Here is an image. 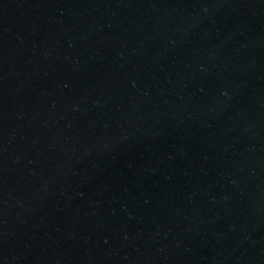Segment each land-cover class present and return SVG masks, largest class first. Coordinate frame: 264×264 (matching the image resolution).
I'll return each mask as SVG.
<instances>
[{
	"label": "water",
	"instance_id": "obj_1",
	"mask_svg": "<svg viewBox=\"0 0 264 264\" xmlns=\"http://www.w3.org/2000/svg\"><path fill=\"white\" fill-rule=\"evenodd\" d=\"M0 264H264V0H0Z\"/></svg>",
	"mask_w": 264,
	"mask_h": 264
}]
</instances>
